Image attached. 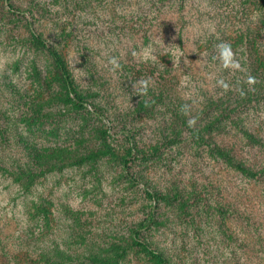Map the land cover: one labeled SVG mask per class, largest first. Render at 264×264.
<instances>
[{
	"label": "rangeland",
	"instance_id": "1",
	"mask_svg": "<svg viewBox=\"0 0 264 264\" xmlns=\"http://www.w3.org/2000/svg\"><path fill=\"white\" fill-rule=\"evenodd\" d=\"M10 1L13 10L0 0V165L53 168L28 190L0 172V237L14 248L30 228L64 264L124 249L117 264H147L130 246L139 229L168 264H264V180L235 170L181 126L218 115L211 95L241 91L237 100L246 101L264 88V27L253 41L261 0ZM31 27L62 55L83 105ZM251 99L204 135L260 169L264 94ZM180 126L179 142L148 156ZM24 142L45 155L40 168ZM131 147L142 152L129 156ZM97 150L104 153L57 166Z\"/></svg>",
	"mask_w": 264,
	"mask_h": 264
},
{
	"label": "trees",
	"instance_id": "2",
	"mask_svg": "<svg viewBox=\"0 0 264 264\" xmlns=\"http://www.w3.org/2000/svg\"><path fill=\"white\" fill-rule=\"evenodd\" d=\"M251 1V0H250ZM255 1V0H252ZM251 1V2H252ZM257 1V0H256ZM261 0V5H258V11L259 12V25L256 26V36L254 37L253 41L256 42V40L261 38L260 30L262 27H264V5ZM6 5L12 9L11 1L6 0ZM13 10V9H12ZM31 36L33 39V42L38 47H45L48 50V53L54 63V66L56 67L58 71V75L60 77L61 83L63 88L67 91V93L71 94L73 96V99L77 106L83 105V100L77 95L76 92V84L74 81V78L71 75L70 70L68 69L62 55L52 46L50 45L47 40L36 31L35 28L31 27ZM243 34H240L237 36L234 41L229 44L230 47L237 45L241 43ZM181 41V38H178ZM238 39V40H237ZM264 69V68H263ZM264 77V73L262 75ZM235 92V91H234ZM254 92L259 93V95L264 94V88L259 87L257 89H254L253 91H248L247 98L243 100H237L239 99V96L243 97L244 92H237L235 98L231 96V91L229 93H225L222 96L216 97L215 99L209 97L208 102L210 105L212 104L218 109V115H213L210 119H208L205 123L196 124L195 127H190L189 122L184 120L181 123V126L183 128H187L193 133V136L197 138L202 143H208L211 149L218 154L221 158H223L227 164L231 167H233L235 170L239 171L243 175H245L248 178L256 179V180H264V167L260 169H254L253 167H250L245 164L244 161L237 159L235 156H233L230 151L221 149L220 147H217L215 143L207 142V137H205L204 133L206 131H210L213 127L219 128L216 124L219 122L221 117H227L230 115H235V113L238 112L239 108L242 106H245V102H249L251 99V96ZM240 97V98H241ZM233 100V101H232ZM244 102V103H242ZM223 105L224 107H222ZM207 106V105H205ZM206 108V107H205ZM210 109V106H207L206 109H202L200 111L201 115H206L208 110ZM93 112L98 115V109L96 107H93ZM202 116H197V118H200ZM188 120V119H187ZM199 122V121H198ZM181 126L174 130L171 133V136L168 137L166 140H164L158 147H154V149L149 153L148 156H152L155 153H157L158 149H160V146H166L171 143H177L180 141V138L182 136V131L184 129H181ZM223 128V127H222ZM123 131V130H122ZM125 132V130L123 131ZM245 134L247 138L253 142L257 143V138L249 132L245 131ZM24 149L29 152V155H32V159L35 162V164L38 165L40 168V165L43 163V158L45 155L36 152V149L33 147L32 144L28 142H24ZM129 156L132 155V153L139 154L142 152V149L138 147H134L129 149L128 151ZM104 151L97 150L94 152H90L85 155L77 156L75 157L73 161H67L66 163H62L60 165H57L58 168L63 166V164H74L78 162H83L84 160L94 158L99 154H103ZM47 158V157H45ZM128 159H123V163L125 164V168L128 169ZM15 167L8 165L7 167L0 165V172L6 173L7 175L13 176L17 182L22 184L25 189H29L32 184L35 183L36 178L43 175L46 171L51 170L53 168V165L46 167L45 169L40 168L39 171H37L33 165H29L25 163H19L17 160H14L11 162ZM42 212L44 215V220H47V212L45 208H42ZM17 246L14 248L9 245L8 238L9 235H4V237H0V264H64L61 262V259L59 255L52 257L48 252L46 253L45 249H40L38 247V244L35 242L36 238L34 237V234H32V230L29 228L27 231L19 232L17 235ZM15 244V243H14ZM13 244V245H14ZM12 245V246H13ZM131 248L133 249H139L140 251L147 254V256L150 258V262L147 264H168V260L166 256L159 250H156L152 248L141 236H140V230L135 229L133 232V235L131 237ZM126 249L122 250L119 254L115 255V258L107 259L105 257H98L97 255H91L82 257L80 259V264H84L83 259H88L92 262H95L97 264H117V258L120 257L123 253H125ZM70 263V262H68Z\"/></svg>",
	"mask_w": 264,
	"mask_h": 264
}]
</instances>
